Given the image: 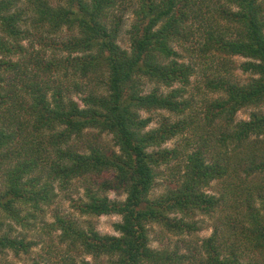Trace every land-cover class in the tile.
<instances>
[{
	"label": "trees",
	"instance_id": "trees-1",
	"mask_svg": "<svg viewBox=\"0 0 264 264\" xmlns=\"http://www.w3.org/2000/svg\"><path fill=\"white\" fill-rule=\"evenodd\" d=\"M19 3L0 0V232L38 228L55 185L79 182L80 215L122 220L117 235L59 213L43 220L69 249L110 264H264V0ZM127 14L129 49L119 42ZM164 166L175 185L153 196ZM224 178V195L207 192ZM218 210L225 232L167 241L194 236L198 214ZM12 223L0 255L29 253L36 242L13 236Z\"/></svg>",
	"mask_w": 264,
	"mask_h": 264
},
{
	"label": "rangeland",
	"instance_id": "rangeland-1",
	"mask_svg": "<svg viewBox=\"0 0 264 264\" xmlns=\"http://www.w3.org/2000/svg\"><path fill=\"white\" fill-rule=\"evenodd\" d=\"M28 0H20L18 9H25L28 6ZM57 1V0H52ZM133 22V16L130 14L126 15L125 18V25L123 27L122 34L120 36V44L123 48L129 49L130 48V41L129 35L127 31H129L131 24ZM25 45L28 42L24 43ZM175 49L179 52H183L179 46L175 45ZM238 65H241L243 62L247 61V59L243 57H235L234 58ZM188 60V59H187ZM190 61V60H188ZM201 71V70H199ZM203 71V70H202ZM237 75L239 76L242 82H248L251 78L249 73L244 72L242 69H237ZM193 82L201 81V77L194 76L192 79ZM153 84L147 83L145 85L146 93L150 92L153 89ZM163 91L168 92L170 89L163 88ZM73 98L78 101L80 105H82V98L80 95H74ZM256 111V109H243L237 115V121L249 120L251 117V113ZM164 115H169L166 112H163ZM144 117L149 116L148 113L142 112ZM176 119V117H173ZM158 124L154 122L150 128L156 127ZM103 141L108 146H113L112 136L109 134L103 135ZM182 139H174L169 141L165 147L173 148L180 144ZM115 150L119 151L118 148ZM162 169V175L157 179V187L155 188V192L153 196L159 195L163 193L167 188V185H171L172 187L175 185L174 180L170 181L169 175L164 166ZM169 172V171H168ZM171 182V183H170ZM228 184L229 180L227 179H220L214 181L209 188H207V192L210 194H214L218 197L224 195L226 191H228ZM112 199H119L124 200L126 196L118 195L116 192L111 191L108 193ZM55 195L56 198L51 206L47 207L45 210V214L43 216V220L52 223L55 221V214L59 213L61 216H66L69 218H74L79 221L82 227H89L92 225L102 234H110V235H117L118 233L115 230V224L121 222L122 217L120 215H104L100 217H92L88 215H80L75 207V203L80 199L83 198L84 195V188L81 186V183L75 182L74 186L69 189L62 190L59 184L55 185ZM227 200V199H226ZM225 210H218L215 216H207L198 214L195 218V221L198 223L200 227L199 230L194 234V236H184L183 238L179 237H172L167 241H171L172 247L179 245L183 247L184 241H198L203 240L206 238L211 237L215 230L218 228L219 231L225 232L226 228L224 226L225 220ZM43 220H39L38 228L34 230H25L23 227L14 224L12 222H6L4 224L1 233L9 230L8 225L12 223L14 225V232H12L13 236L18 237H27V240H33L36 242V245L32 247L29 253H21L20 255H16L13 251H7L6 254L0 255V264H35V262L47 263V264H110L107 257L102 258L101 260H96L93 256L90 255H83L80 252L75 251L72 248H67V244H61L59 242L60 232H53L52 234H47L41 228L44 226L41 223ZM160 231L157 228L156 231L153 232V247L161 248L162 242L160 239ZM157 239V240H156ZM49 247H51V252L49 251ZM49 252L51 254H49Z\"/></svg>",
	"mask_w": 264,
	"mask_h": 264
}]
</instances>
